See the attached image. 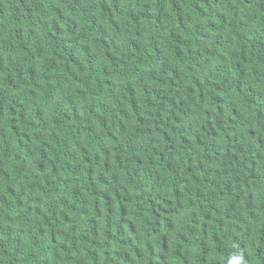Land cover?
Listing matches in <instances>:
<instances>
[{"label": "trees", "instance_id": "obj_1", "mask_svg": "<svg viewBox=\"0 0 264 264\" xmlns=\"http://www.w3.org/2000/svg\"><path fill=\"white\" fill-rule=\"evenodd\" d=\"M264 264V0H0V264Z\"/></svg>", "mask_w": 264, "mask_h": 264}, {"label": "clouds", "instance_id": "obj_2", "mask_svg": "<svg viewBox=\"0 0 264 264\" xmlns=\"http://www.w3.org/2000/svg\"><path fill=\"white\" fill-rule=\"evenodd\" d=\"M226 264H243V255L239 252H230L225 257Z\"/></svg>", "mask_w": 264, "mask_h": 264}, {"label": "snow or ice", "instance_id": "obj_3", "mask_svg": "<svg viewBox=\"0 0 264 264\" xmlns=\"http://www.w3.org/2000/svg\"><path fill=\"white\" fill-rule=\"evenodd\" d=\"M234 264H235V262H234Z\"/></svg>", "mask_w": 264, "mask_h": 264}]
</instances>
